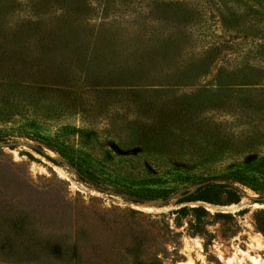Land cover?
I'll use <instances>...</instances> for the list:
<instances>
[{"label":"rangeland","instance_id":"rangeland-1","mask_svg":"<svg viewBox=\"0 0 264 264\" xmlns=\"http://www.w3.org/2000/svg\"><path fill=\"white\" fill-rule=\"evenodd\" d=\"M124 1L129 5L121 7L124 16L134 15L132 9L135 16L151 14L138 0ZM201 1L202 18L190 9L185 28L192 40L187 46L201 56L230 58L210 41L211 33L253 34L264 24V0ZM105 2L112 0H0V77L29 84L14 92L7 81H0V129L34 121L42 135L56 132L102 179L118 178L125 185L144 182L145 188H163L170 195L166 202L150 196L133 202L126 194L102 193L79 180L73 168L57 164L61 159L54 151L33 149V140L18 141L13 148L0 143V264H49L26 247L2 240L8 231L23 230L17 224L32 216L59 223L64 214L69 220V209L80 201L99 210L113 205L164 214L157 218L159 227L181 233L174 240L181 237L183 258L170 264H255L251 257L264 264V232L256 223L264 221V201H259L264 197V79L263 84L219 92L203 88L213 87V77L137 83L146 86H123L101 74L87 79L83 67L74 68L65 57L51 62V36L39 42L22 28L34 17L60 15L98 24L100 14L87 10L93 14ZM210 4L214 9L206 8ZM14 32L19 35L11 40ZM76 34L72 36L78 40ZM90 35L86 30L81 38L90 40ZM241 41L235 43L237 52L245 46ZM67 49L75 58V43ZM38 52L43 56L39 60ZM260 64L264 67V57L249 63L255 68ZM69 68L75 74L66 75ZM244 168L249 173L245 181L231 185L228 180ZM209 180L213 186H201ZM188 194L198 199L179 202ZM64 196L70 198L66 203ZM180 208L186 209L171 214Z\"/></svg>","mask_w":264,"mask_h":264},{"label":"trees","instance_id":"trees-1","mask_svg":"<svg viewBox=\"0 0 264 264\" xmlns=\"http://www.w3.org/2000/svg\"><path fill=\"white\" fill-rule=\"evenodd\" d=\"M202 3L201 0H138V6L149 9L151 14L146 16V13H138L135 16L136 9H132L134 15L124 16L121 7L129 5L124 0H112V3L105 2L93 8V14L90 9L87 10L93 16L100 14L98 24H90L88 19L80 16L72 20L71 16L60 15L47 20L34 17L26 21L22 28L28 30L32 38L39 42L51 36L47 40L53 50L49 56L51 62L55 63L58 58L65 57L74 62V68L83 67L82 74L87 79H96L101 74L125 83L123 86H146L137 83H189L213 77L210 80L213 87L205 84L203 88L217 92L263 84L264 67L260 64L259 68H255L249 63L258 62L264 57V24L253 34L211 33L208 36L210 41L216 44L217 50H224L230 56L228 60L210 54L201 56L187 46V43L189 45L192 42L191 34L185 30L187 22L190 23L191 13L188 11L194 9L199 20L204 14ZM210 6L206 8L214 9L213 4ZM72 12L76 13L75 10ZM66 29H72L73 35L78 33L76 35L80 39H74ZM86 30L91 32L90 40L81 38ZM13 34L11 40L19 35L17 32ZM239 39L245 46L237 52L235 43ZM86 41H90L89 44ZM74 43L77 48L75 58L66 52L67 47ZM36 57L39 60L43 56L38 52ZM65 73L75 74L70 68ZM0 81H7L14 92L26 90L29 85L24 80L3 76ZM76 131L80 136L86 134L82 130ZM21 140L37 142L33 149L41 152L44 148L54 151L61 159L56 161L57 164L73 168L79 180L94 186L99 192L112 196L126 194L133 202H143L147 196L166 202L170 195V191L163 188H145L144 182L125 185L119 184L118 178L102 179L83 158L76 156L70 145L60 141L56 132L53 135H42L36 130L34 121L8 130L0 129V143L6 147L13 148ZM245 168L242 172L234 173L236 175L228 180L231 185L234 186L236 181H245L249 175ZM211 181L214 180L206 181L201 186L211 187L214 185ZM59 182L65 184L61 180ZM68 199L64 196L62 202L66 203ZM196 199L188 194L179 202ZM259 201H264V197ZM89 206L81 201L74 204L69 209V220L61 212L63 218H60L59 223L47 217L32 216L26 224H17L19 229L23 226V230L15 228L6 232L7 236L2 241L12 243L15 248L26 247L49 264H170L183 258L179 253L181 237L174 240L181 233L173 231L169 226L160 228L157 223V218L166 217L164 214H151L113 205L101 210ZM185 209L180 208L171 214H180ZM257 221L258 228L264 232L263 219ZM18 239L21 241L18 242ZM170 243H173L172 249H169Z\"/></svg>","mask_w":264,"mask_h":264},{"label":"bare ground","instance_id":"bare-ground-1","mask_svg":"<svg viewBox=\"0 0 264 264\" xmlns=\"http://www.w3.org/2000/svg\"><path fill=\"white\" fill-rule=\"evenodd\" d=\"M257 242H261L262 241V238L259 236L256 238ZM252 261L255 263V264H258V259L255 258V257H251Z\"/></svg>","mask_w":264,"mask_h":264}]
</instances>
